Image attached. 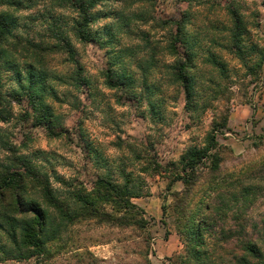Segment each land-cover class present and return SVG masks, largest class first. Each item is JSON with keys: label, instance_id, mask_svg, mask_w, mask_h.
I'll list each match as a JSON object with an SVG mask.
<instances>
[{"label": "clouds", "instance_id": "9594fccd", "mask_svg": "<svg viewBox=\"0 0 264 264\" xmlns=\"http://www.w3.org/2000/svg\"><path fill=\"white\" fill-rule=\"evenodd\" d=\"M0 264H264V0H0Z\"/></svg>", "mask_w": 264, "mask_h": 264}]
</instances>
